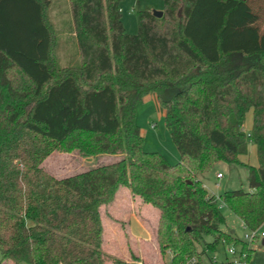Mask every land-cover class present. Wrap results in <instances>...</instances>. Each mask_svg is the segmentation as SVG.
Listing matches in <instances>:
<instances>
[{
    "label": "trees",
    "instance_id": "1",
    "mask_svg": "<svg viewBox=\"0 0 264 264\" xmlns=\"http://www.w3.org/2000/svg\"><path fill=\"white\" fill-rule=\"evenodd\" d=\"M124 1L68 0L79 62L61 67L53 1L0 0L4 264H130L103 249L101 208L122 188L159 211L171 264L247 245L221 229L225 208L247 230L264 228V0H161L162 17L137 12L136 34ZM152 94L175 165L143 148L136 108ZM250 144L258 166L239 160ZM55 151L119 159L58 179L42 167ZM221 162L248 169V190H207L201 176Z\"/></svg>",
    "mask_w": 264,
    "mask_h": 264
},
{
    "label": "rangeland",
    "instance_id": "2",
    "mask_svg": "<svg viewBox=\"0 0 264 264\" xmlns=\"http://www.w3.org/2000/svg\"><path fill=\"white\" fill-rule=\"evenodd\" d=\"M52 1L53 4L50 16L52 17L59 37L60 65L61 67L77 65L79 62L78 44L75 35L72 33L73 21L70 5L68 0ZM261 1L262 0L259 2L261 3ZM162 6L163 2L161 0H125L122 3V13L123 24L127 32L130 34H136L138 32V11L147 9L159 11L157 8ZM252 121V113L247 114L244 127L246 133H249L251 129ZM136 123L140 127L142 137L144 138L143 148L146 152L160 153L171 165H175L180 162L179 152L174 145L165 124L164 110L159 105L156 95L152 94L148 96L137 105ZM117 159H119V157L108 155H104L99 158H83L75 151L69 153L55 151L44 161L42 167L52 176L61 179L99 165L110 163ZM239 160L251 166H257L258 161L256 149L249 147L248 155L240 156ZM218 173L223 175L221 179L217 178ZM201 179L207 190L217 197H220L227 191L238 189L248 190V169L242 165H229L223 162L218 163L210 172L201 176ZM108 206L106 205L101 208L104 230H106L107 234L110 235L112 233L111 226H115L122 229L123 231L121 230V232L126 235L127 232L125 230H127V221H114L111 218V209H109L110 207ZM223 213L225 217V224L221 227V229L224 232L233 234L240 240L246 242L247 245L243 247L245 253L250 247L253 248V251L247 260L244 258L240 263H236L238 262V256L230 255L227 251V246L221 245L214 253L207 250L204 251L201 257L202 263L264 264V246L261 245V241L259 240L255 243L246 241L245 234L248 233V230L244 228L241 220L226 208L223 210ZM154 237V245L157 247L154 245L151 247L142 245L139 246V248H131V246L126 243L123 244V249L130 252L131 259L141 261V263L133 264H171L172 254L169 251L162 254L158 246L157 234ZM211 241L212 238L205 237L204 241L198 244V250L202 252L206 249L205 243H209ZM137 249H139V255L136 257L131 253V250L133 252V250ZM235 250L239 255L242 247L235 246ZM104 251L107 252L105 249ZM0 264H4L1 262V251Z\"/></svg>",
    "mask_w": 264,
    "mask_h": 264
},
{
    "label": "crops",
    "instance_id": "3",
    "mask_svg": "<svg viewBox=\"0 0 264 264\" xmlns=\"http://www.w3.org/2000/svg\"><path fill=\"white\" fill-rule=\"evenodd\" d=\"M157 9L161 11L162 7H158ZM249 147L256 149V146L252 144H250ZM108 207L111 209L110 214L114 221H127V230H125L127 234L125 235V233L121 232L122 229L115 226H111L112 233L110 235L104 230L103 248L107 250L108 253L115 255L130 264L141 263V261L131 259L130 252L123 249V244L126 243L131 246V248H139V246L142 245L151 247L154 245V236L157 234L159 224V211L151 205L145 204L140 197L133 195L128 188L120 189L116 195L115 201ZM233 236L236 237L235 235ZM259 240L261 241V245L264 246V239ZM259 240H256L255 242ZM248 249L253 251V248L251 247ZM138 251L139 249L133 250V252L131 250V253L137 257L139 255Z\"/></svg>",
    "mask_w": 264,
    "mask_h": 264
},
{
    "label": "built area",
    "instance_id": "4",
    "mask_svg": "<svg viewBox=\"0 0 264 264\" xmlns=\"http://www.w3.org/2000/svg\"><path fill=\"white\" fill-rule=\"evenodd\" d=\"M218 179H221L223 177L222 174H218ZM259 239H264V228L258 229V230H248V233L245 234V240L248 242H255L256 240ZM227 249H228V253L232 256H238V262L236 263H240L242 261V259H248V250L246 251V253L244 252V249L242 248L240 254L238 255V253L235 250V246L234 245H227ZM196 261L192 260L189 264H194Z\"/></svg>",
    "mask_w": 264,
    "mask_h": 264
},
{
    "label": "water",
    "instance_id": "5",
    "mask_svg": "<svg viewBox=\"0 0 264 264\" xmlns=\"http://www.w3.org/2000/svg\"><path fill=\"white\" fill-rule=\"evenodd\" d=\"M153 14H154L156 17L160 18V17H162L163 12H162V11L154 10V11H153ZM263 242H264V241H263Z\"/></svg>",
    "mask_w": 264,
    "mask_h": 264
}]
</instances>
